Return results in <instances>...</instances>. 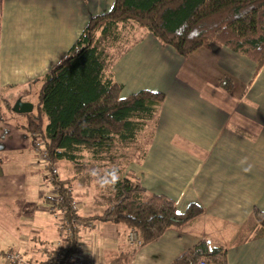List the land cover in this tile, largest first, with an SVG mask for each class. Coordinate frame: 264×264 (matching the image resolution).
<instances>
[{
    "label": "crops",
    "instance_id": "crops-1",
    "mask_svg": "<svg viewBox=\"0 0 264 264\" xmlns=\"http://www.w3.org/2000/svg\"><path fill=\"white\" fill-rule=\"evenodd\" d=\"M112 2L0 0V204L30 228L29 237L25 232L15 237L12 242L22 247L14 249L39 261L49 254L44 242L59 233L57 222L44 214L53 190L45 189L47 173L37 170L25 117L7 118L3 99L39 89L41 76L64 56L88 18L108 11ZM127 24H134L130 30L136 36L108 59V72L121 84L119 96L142 89L164 94L154 121L149 120L147 144L127 166V175L138 177L149 192L172 198L179 212L191 202L203 210L134 246L127 264H171L203 238L226 248L227 264H264V233L252 216L254 208L264 212V63L254 73L248 57L214 43L182 57L152 33L142 28L139 35L135 23ZM28 208L41 215L26 213ZM91 227L86 229L95 232L79 249L92 253L97 264H111L132 248L125 226ZM100 237L104 248L90 245ZM0 264H7L1 256Z\"/></svg>",
    "mask_w": 264,
    "mask_h": 264
},
{
    "label": "trees",
    "instance_id": "trees-1",
    "mask_svg": "<svg viewBox=\"0 0 264 264\" xmlns=\"http://www.w3.org/2000/svg\"><path fill=\"white\" fill-rule=\"evenodd\" d=\"M133 22L152 33L162 45H170L182 57L210 43L245 55L254 63V73L264 63V0H113L110 9L88 18L67 52L41 76V84L25 117L30 139L40 138L49 160L44 164L48 179L57 185L64 206L62 222L67 230L55 264H70L78 251L81 227L68 178L51 174L61 160L77 166L83 149L96 152L116 141L135 140L141 122L154 121L162 92L139 90L120 97L121 84L108 72L109 57L97 46V33L106 35L118 24ZM98 34V35H99ZM222 82V80H221ZM11 113L13 100L3 99ZM1 118V117H0ZM114 193L100 213L83 219L122 224L134 230L135 247L157 239L168 228H177L202 213L194 202L179 212L172 198L149 192L139 178L128 174L113 182ZM252 216L264 233V212L254 208ZM135 247L118 253L111 264H127ZM227 264L226 248L210 246L203 238L173 259L171 264ZM45 264H54L50 259Z\"/></svg>",
    "mask_w": 264,
    "mask_h": 264
},
{
    "label": "rangeland",
    "instance_id": "rangeland-1",
    "mask_svg": "<svg viewBox=\"0 0 264 264\" xmlns=\"http://www.w3.org/2000/svg\"><path fill=\"white\" fill-rule=\"evenodd\" d=\"M131 26L134 27V24H118L115 29L104 36H101L99 33H97V46L105 50L108 57H112L127 43V41L136 36V33H131ZM141 32L142 27L138 26V34L140 35ZM37 90L38 89L32 86L27 90L25 95L21 97L31 103L35 102L37 98ZM11 96L13 97V94H11ZM8 114L13 117V121L15 122H17V119L22 120L23 118L21 113H11L8 111L7 118L9 117ZM140 122L141 128L138 130L135 140L132 142L118 140L112 145H105L99 148L96 152L83 149L79 153L77 166H74L72 162L67 160H59L56 163L55 167L57 168V175L61 178L67 177L69 179L74 199L76 198L79 202L76 212L80 217H84L86 214L100 213L114 193L111 174L115 173L117 177L127 175V166L132 161L139 159L147 144V138L149 137L147 132L150 129L148 125L149 121L147 119ZM38 156L39 155L37 153H35V156H33L34 160L38 163L37 170L39 168L43 174H45L47 173V170L44 166L45 162L40 160ZM44 182L46 184L45 189L51 190L52 183L47 180ZM87 192L89 195H85ZM75 195H79L78 198L75 197ZM45 203L46 202H44L43 205H45ZM20 205L19 208L22 207V204ZM15 207L16 206L13 208ZM10 211V207L0 204V247H11L9 249L15 250L14 248L18 249V247H22L20 243L18 244L16 242H12L16 239L15 237L22 235L24 232L27 233L28 237L31 234H28V231H30L28 222L17 220L18 213ZM26 213H32L34 217L41 215L40 213L32 212L29 208L28 212ZM44 214H46L49 219L51 218V220L57 221V219L54 218L50 213L48 214H50L53 218L47 213ZM17 223L21 224L19 228H16ZM92 223L93 225L100 223L104 224V222L98 220H92ZM2 226L5 228L8 227L9 230L7 231L4 228L2 229ZM117 226L119 229H124L122 224H117ZM86 228L89 227H83L81 229V243L87 240V238L90 240L92 233L95 232L93 229L87 230ZM55 241L56 239L51 240L50 242L46 241L44 243L46 246L49 245V248H52L55 244ZM105 242L106 240L100 237L98 239H94V241H91L90 245L93 247L98 246L104 248ZM52 243L53 245L50 246ZM134 246L135 243L129 245L130 248ZM35 260L37 261V259Z\"/></svg>",
    "mask_w": 264,
    "mask_h": 264
},
{
    "label": "built area",
    "instance_id": "built-area-1",
    "mask_svg": "<svg viewBox=\"0 0 264 264\" xmlns=\"http://www.w3.org/2000/svg\"><path fill=\"white\" fill-rule=\"evenodd\" d=\"M31 146L33 150L39 155V159L42 160L43 162H48L49 157L47 154V151L44 147V143L40 138H34L31 139ZM51 174H56L57 175V168L55 166H52L51 168ZM52 190H53V196H50L54 198L56 202H62L63 198L61 195H58L57 193V185L52 184ZM46 211L50 213L54 218L57 219V226H58V237L55 241V244L52 248H49V254H47V259H50L54 262L59 261L60 259V254H59V249L62 246L66 235H67V230L66 227L64 226L62 222V215L64 213V206L57 207L53 201H50L47 203ZM71 207L77 209V200L73 199L71 201ZM77 224L80 225L81 229L83 227H91L92 226V220L88 219H83V217H80L75 221ZM126 238L130 244L137 242L138 237L137 233L134 230H127L126 232ZM0 256L3 258V260L7 264H45V260H35L32 257H26L23 252L15 249H5L1 250L0 249ZM69 261L70 264H97V260L93 256V254L90 252L85 254L82 250L78 249L77 252L69 256ZM196 264H206L204 260L199 259Z\"/></svg>",
    "mask_w": 264,
    "mask_h": 264
},
{
    "label": "water",
    "instance_id": "water-1",
    "mask_svg": "<svg viewBox=\"0 0 264 264\" xmlns=\"http://www.w3.org/2000/svg\"><path fill=\"white\" fill-rule=\"evenodd\" d=\"M33 104L27 100H22L21 96H17L11 105V110L15 113H27L32 110Z\"/></svg>",
    "mask_w": 264,
    "mask_h": 264
},
{
    "label": "clouds",
    "instance_id": "clouds-1",
    "mask_svg": "<svg viewBox=\"0 0 264 264\" xmlns=\"http://www.w3.org/2000/svg\"><path fill=\"white\" fill-rule=\"evenodd\" d=\"M118 177L116 176L115 173L111 174V180L114 182Z\"/></svg>",
    "mask_w": 264,
    "mask_h": 264
}]
</instances>
